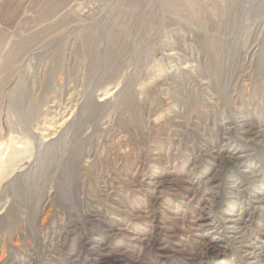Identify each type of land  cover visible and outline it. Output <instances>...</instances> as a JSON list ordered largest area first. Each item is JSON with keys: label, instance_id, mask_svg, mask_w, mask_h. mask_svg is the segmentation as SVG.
Here are the masks:
<instances>
[{"label": "rangeland", "instance_id": "374dc122", "mask_svg": "<svg viewBox=\"0 0 264 264\" xmlns=\"http://www.w3.org/2000/svg\"><path fill=\"white\" fill-rule=\"evenodd\" d=\"M0 264H264V0H0Z\"/></svg>", "mask_w": 264, "mask_h": 264}, {"label": "bare ground", "instance_id": "6f19581e", "mask_svg": "<svg viewBox=\"0 0 264 264\" xmlns=\"http://www.w3.org/2000/svg\"><path fill=\"white\" fill-rule=\"evenodd\" d=\"M29 151V143H27L24 149L13 147L7 158L0 159V178L6 174L8 167L14 166L17 160L22 158L24 155H27Z\"/></svg>", "mask_w": 264, "mask_h": 264}]
</instances>
